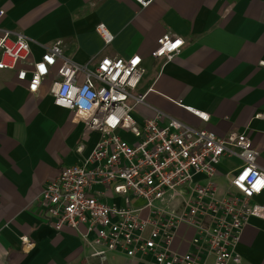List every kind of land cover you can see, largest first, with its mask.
Instances as JSON below:
<instances>
[{
  "label": "crops",
  "instance_id": "0c3cea01",
  "mask_svg": "<svg viewBox=\"0 0 264 264\" xmlns=\"http://www.w3.org/2000/svg\"><path fill=\"white\" fill-rule=\"evenodd\" d=\"M0 10V30L27 37L34 60L57 40L91 69L103 57L141 56L146 72L136 93L145 102L133 112L139 124L161 112L221 137L245 132L264 169V0H151L147 7L134 0H0ZM100 24L114 37L109 45ZM168 33L185 46L170 62L153 58ZM55 77L30 93L15 71L0 70V264H142L118 252L93 258L81 238L85 226L57 231L40 212L45 185L89 156L101 137L54 104ZM177 101L209 114V122ZM234 163L224 162L221 171ZM237 252L241 264H264L263 220H249Z\"/></svg>",
  "mask_w": 264,
  "mask_h": 264
},
{
  "label": "built area",
  "instance_id": "2783aa9c",
  "mask_svg": "<svg viewBox=\"0 0 264 264\" xmlns=\"http://www.w3.org/2000/svg\"><path fill=\"white\" fill-rule=\"evenodd\" d=\"M5 14L0 10V21ZM97 30L106 45L113 42L102 24ZM176 41L181 43L171 47ZM157 43L152 57L166 62L185 46L170 33ZM31 56L27 37L0 30V70L15 71L30 93L55 72L54 104L101 136L91 154L64 167L38 199L57 231L85 226L81 238L93 258L118 252L142 264H241L237 246L245 226L252 218L264 221V169L247 133L221 137L161 112L139 124L133 112L145 102L136 90L146 72L139 55L103 57L91 69L74 62L57 40L40 60ZM175 103L209 122V114ZM83 150L77 148L79 154ZM233 160L222 172L220 166Z\"/></svg>",
  "mask_w": 264,
  "mask_h": 264
},
{
  "label": "snow or ice",
  "instance_id": "6c2138e0",
  "mask_svg": "<svg viewBox=\"0 0 264 264\" xmlns=\"http://www.w3.org/2000/svg\"><path fill=\"white\" fill-rule=\"evenodd\" d=\"M181 42L180 41H176V43L175 44H173V45H171V47H176L177 45H179ZM110 63V61H105V64H109ZM133 63L135 64V63H137V60H134L133 61ZM41 70L43 71L44 69H43V66H41ZM115 78V77H114ZM110 123H114L115 121H114V118H113V120H110L109 121ZM261 182H257V184H260ZM253 187H257V185H253Z\"/></svg>",
  "mask_w": 264,
  "mask_h": 264
}]
</instances>
